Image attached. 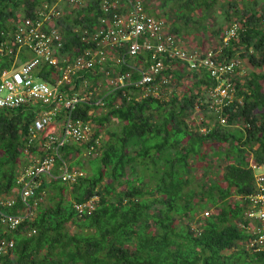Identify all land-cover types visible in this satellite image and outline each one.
<instances>
[{
	"label": "trees",
	"instance_id": "1",
	"mask_svg": "<svg viewBox=\"0 0 264 264\" xmlns=\"http://www.w3.org/2000/svg\"><path fill=\"white\" fill-rule=\"evenodd\" d=\"M53 1L0 0V42L12 33L19 9L30 15L41 3ZM217 1L184 0L196 9H208ZM227 8L226 19L236 16L232 23H238L237 36L219 46L215 55L219 60L246 58L252 66L247 75L233 80L234 98L222 110L227 124L218 122L205 95L215 80L204 69L184 70L178 60L169 65L178 69L165 70L170 92L165 85L166 93L143 95L140 86L127 84L99 95L104 102L99 113H88L97 108L93 102L79 103L75 115L96 125L89 142L112 119L121 123L120 130L95 146L90 173L72 183L57 177L58 167L66 163L74 168L76 162L69 158L80 153L79 146L89 148V142L67 143L61 149L52 176H40L27 201L32 214L12 230L0 221V240L13 241L0 252V264H264V250L246 248L251 221L245 215L246 196L256 187L250 161H264V0H242L240 5L229 0ZM75 12L72 22L67 14L58 21L65 51L81 44L74 27L92 25L102 13L99 0ZM124 59L125 64L108 60L102 66L127 71L133 59L127 54ZM99 68L80 75L95 80L102 75ZM184 74L195 78L194 88L179 92L174 88ZM132 75L137 78L134 71ZM33 110V105L0 108V195L20 189L25 165L20 157ZM194 113L200 114V124L188 123ZM133 140L138 148L131 152ZM207 145H216L215 154L223 163L208 158ZM31 151L39 154L36 147ZM199 163L205 170L196 179ZM92 195L98 196L94 209L79 215L74 204ZM210 206L213 209L203 213ZM22 210L27 205L19 196L12 206L0 205V213Z\"/></svg>",
	"mask_w": 264,
	"mask_h": 264
},
{
	"label": "built area",
	"instance_id": "2",
	"mask_svg": "<svg viewBox=\"0 0 264 264\" xmlns=\"http://www.w3.org/2000/svg\"><path fill=\"white\" fill-rule=\"evenodd\" d=\"M65 1L81 8L93 0ZM128 6L122 12L117 1L99 0L101 15L92 25L74 27L81 44L70 50L64 49V37L58 24L63 12L49 3H43L31 15L15 21L8 39L0 42V108L34 106V117L28 126L23 147L26 162L18 180L20 189L0 195L1 206H12L19 196L26 203L27 210L18 214L0 213V221L7 229L18 227L32 214L27 201L39 185V177L52 176L55 161L62 154L61 149L67 143H88L93 137L94 122L77 117L74 112L79 103L93 102L102 108L104 102L93 83L80 75L83 71L95 70L99 66L107 76L106 89L130 84L140 86L143 95H156L169 85L165 70L178 69L177 66L169 67L173 60L183 62L184 70L199 72L204 69L216 82L205 89L207 100L210 107L215 108L218 122L227 124L222 110L234 98L237 59L219 60L215 55L219 51L217 47L202 51L188 48L164 20L146 12L142 0H129ZM238 28L237 22L227 26L220 46H226L237 36ZM125 54L133 59L128 65L129 70L115 71L112 65L103 68L108 60L116 65L125 64ZM141 54H145L143 58L135 60ZM133 71L137 78L132 77ZM75 79H80V82L76 83ZM79 87H82L81 91ZM166 90L170 92L168 88ZM88 113L93 112L90 109ZM205 129L206 126L201 127L202 131ZM99 140L97 136L89 142V148H86L89 153L100 145ZM32 147H36L39 154L31 151ZM249 166L254 171L256 187L246 196L248 207L245 215L251 221L247 226L251 236L246 248L258 252L264 250V161L252 160ZM83 175L81 168L70 169L66 163L58 167L57 177L62 181L72 183ZM97 200L98 196L92 195L75 203L74 208L79 215L89 214ZM12 246V240H0V252Z\"/></svg>",
	"mask_w": 264,
	"mask_h": 264
},
{
	"label": "rangeland",
	"instance_id": "3",
	"mask_svg": "<svg viewBox=\"0 0 264 264\" xmlns=\"http://www.w3.org/2000/svg\"><path fill=\"white\" fill-rule=\"evenodd\" d=\"M238 5L242 3V0H234ZM175 2V4H174ZM172 4L169 10H165L167 14H165V20L167 22H170L171 27L174 32H176L179 37L186 42L185 39H189V44L185 45L188 46V48H197L199 50H206L210 48L219 47L221 45V38L220 36L223 35L224 30L227 26L232 23L234 19H236V16L231 15L229 19H226L225 17V9L227 8V4L229 0H218L214 5H212L210 8H205L204 6L202 8L196 9L195 5L192 3L184 2V0L179 1L175 0ZM59 7L61 8V11L64 15L70 16V22H72V18L76 15V10L80 7H73L69 5L65 0H59L58 1ZM170 4H168V7ZM167 7V8H168ZM148 11L153 14L154 10L150 7ZM18 18H21L24 16L23 8L19 9L17 11ZM177 16V18H175ZM174 19V20H172ZM14 23V22H13ZM219 31V32H218ZM214 32H218L217 34H214ZM194 38V39H193ZM193 40V41H192ZM199 42V44L196 46V44L193 42ZM237 75L238 76H244L247 75L251 70L252 66L248 63V60L246 58L237 57ZM102 73V72H101ZM107 76L102 73L98 78L95 80H92L90 82L93 83V86L96 87V91L101 94L104 92L107 88ZM194 81L195 78L192 75L184 74L183 78L180 80L179 84L174 88L179 92H185L189 89L194 88ZM169 91L173 89L172 86L167 87ZM79 91L82 90V87H79ZM102 110V108L97 107L92 112L99 113ZM200 114L194 113V115H189L187 117L188 123L196 122L197 124H200ZM95 126V124H94ZM121 123L118 122L116 119H112L109 122L104 123L100 127V131L98 132V138L100 139V144L103 143L102 141H105L109 138V134L111 132H116L120 130ZM138 141L133 140L129 142L130 151L133 152L138 148ZM80 153L76 156V153H73L72 156L69 158V162L75 163L74 166L81 168L84 172V174H89L91 171L90 162L92 164H95L96 159H93L97 153L91 152L89 153L88 150L85 148L83 149L82 146ZM216 145H207L204 150L208 153V158H212V160L218 163H223L221 160V157L217 154H215ZM21 161L26 162V155L20 157ZM80 162V163H79ZM215 162V163H216ZM216 168V167H215ZM205 170V164L199 163L195 170V178L199 179L201 177V173ZM211 171H214L217 173L218 169H213ZM146 180H150L149 173H146ZM44 200L46 201L47 193H44ZM235 196H232L231 199H234ZM213 209V207H207L201 211L203 213H208ZM202 213V212H200ZM71 229L73 227L71 226Z\"/></svg>",
	"mask_w": 264,
	"mask_h": 264
},
{
	"label": "crops",
	"instance_id": "4",
	"mask_svg": "<svg viewBox=\"0 0 264 264\" xmlns=\"http://www.w3.org/2000/svg\"><path fill=\"white\" fill-rule=\"evenodd\" d=\"M58 1L59 0H54L52 3H49V4H55L56 5V7H59V4H58ZM113 1H117V4H118V8H119V10L120 11H122V12H125L127 9H128V2H129V0H113ZM175 0H142V3H143V6H144V8H145V10H146V12L147 13H149L150 15H152L153 17H155V18H157V19H162V20H164L167 24H168V26H169V28H170V30L171 31H175V30H173V28L171 27V25H170V22H167L166 20H165V18H163V17H165V14H167L166 13V11L165 10H169V8L171 7V4L174 2ZM179 1H182V0H179ZM44 3H47V2H44ZM43 3H41L36 9H38V8H40L41 7V5H42ZM168 4H170V6L168 7ZM174 4H175V2H174ZM88 5H89V3H88ZM87 5V6H88ZM86 6H84V7H81V8H85ZM152 8L153 10H154V12H153V14H151L149 11H148V9L149 8ZM168 7V8H167ZM60 8V7H59ZM81 8H79V9H81ZM36 9H34V10H36ZM61 9V8H60ZM33 10V11H34ZM33 13V12H32ZM31 15V14H30ZM64 17V14L62 15V17L61 18H63ZM60 18V19H61ZM175 18H177V16H175ZM20 19V18H19ZM18 19V20H19ZM59 19V20H60ZM17 20V21H18ZM172 20H174V19H172ZM15 22V21H14ZM59 28L61 29V27H60V25H59ZM62 32V31H61ZM176 33V32H175ZM194 39V38H193ZM186 40V44L188 45L189 44V39H185ZM193 41V40H192ZM194 43L196 44V46L199 44V42H195V40H194V42H193V45H194Z\"/></svg>",
	"mask_w": 264,
	"mask_h": 264
}]
</instances>
